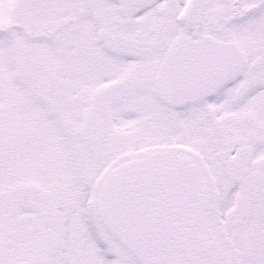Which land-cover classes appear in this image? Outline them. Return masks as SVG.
<instances>
[{
  "label": "snow or ice",
  "instance_id": "6c2138e0",
  "mask_svg": "<svg viewBox=\"0 0 264 264\" xmlns=\"http://www.w3.org/2000/svg\"><path fill=\"white\" fill-rule=\"evenodd\" d=\"M0 264H264V0H0Z\"/></svg>",
  "mask_w": 264,
  "mask_h": 264
}]
</instances>
